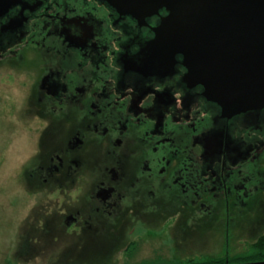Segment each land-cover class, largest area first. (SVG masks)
I'll use <instances>...</instances> for the list:
<instances>
[{"label": "flooded vegetation", "instance_id": "af4514ba", "mask_svg": "<svg viewBox=\"0 0 264 264\" xmlns=\"http://www.w3.org/2000/svg\"><path fill=\"white\" fill-rule=\"evenodd\" d=\"M168 15L0 0V114L27 128L23 189L40 195V248L57 264L150 245L137 264H168L264 228V106L229 107L188 79Z\"/></svg>", "mask_w": 264, "mask_h": 264}, {"label": "water", "instance_id": "95a60500", "mask_svg": "<svg viewBox=\"0 0 264 264\" xmlns=\"http://www.w3.org/2000/svg\"><path fill=\"white\" fill-rule=\"evenodd\" d=\"M109 1L135 14L166 8L162 28H169L175 52L184 54L188 79L229 107L264 106V0Z\"/></svg>", "mask_w": 264, "mask_h": 264}, {"label": "rangeland", "instance_id": "374dc122", "mask_svg": "<svg viewBox=\"0 0 264 264\" xmlns=\"http://www.w3.org/2000/svg\"><path fill=\"white\" fill-rule=\"evenodd\" d=\"M8 85L0 80V88ZM0 105L5 112V104ZM11 117L12 115L0 114V264H57V259L49 258L48 254L44 256L45 253H42L44 249L40 248V242L43 241L44 237L42 238V230L40 231L37 227L35 220L39 213L32 211L40 202V195L29 194L23 189L25 183L22 174L24 171L23 162L27 153L22 147L24 137L21 134H24L27 128L25 129L24 124L22 126L20 122L13 120L14 128L10 129L11 121L9 118ZM36 229L38 230L36 231ZM260 231L258 235L249 239L230 244L225 242L211 243L205 247L206 249L209 248V252L193 256L192 259L199 261L210 259L224 253V251H229L231 255L242 252L264 232V228H261ZM26 236H29V239L32 238V247L29 252L24 246L28 239ZM151 247L153 245L143 247L142 252L140 254L135 253L134 257H116L110 260L109 264H137L144 260H153L145 257ZM51 248L49 249L52 250ZM46 253H48L47 250ZM78 264H87V262Z\"/></svg>", "mask_w": 264, "mask_h": 264}, {"label": "trees", "instance_id": "16d2710c", "mask_svg": "<svg viewBox=\"0 0 264 264\" xmlns=\"http://www.w3.org/2000/svg\"><path fill=\"white\" fill-rule=\"evenodd\" d=\"M264 260V232H262L254 242L250 243L248 247L239 253L231 255L229 251L214 256L212 258L195 260L186 259L181 261H174L168 264H226L228 263H241L249 261H262Z\"/></svg>", "mask_w": 264, "mask_h": 264}]
</instances>
